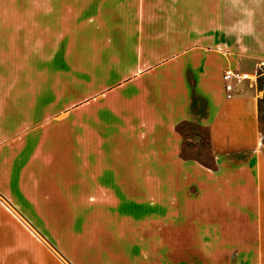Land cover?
Returning <instances> with one entry per match:
<instances>
[{
  "label": "crops",
  "instance_id": "crops-1",
  "mask_svg": "<svg viewBox=\"0 0 264 264\" xmlns=\"http://www.w3.org/2000/svg\"><path fill=\"white\" fill-rule=\"evenodd\" d=\"M235 31L220 0H0V264H264V46Z\"/></svg>",
  "mask_w": 264,
  "mask_h": 264
},
{
  "label": "rangeland",
  "instance_id": "rangeland-1",
  "mask_svg": "<svg viewBox=\"0 0 264 264\" xmlns=\"http://www.w3.org/2000/svg\"><path fill=\"white\" fill-rule=\"evenodd\" d=\"M220 14L225 17H230V20L233 19L236 31V37L242 38L241 31H249L252 33L257 32L258 39H261V43L264 46V0H220ZM237 25L240 26L237 28ZM221 28L226 27L220 25ZM230 27V26H228ZM244 29V30H243ZM258 86L264 88V63H262L258 68L257 74ZM262 94L261 102V116L264 120V90L260 91ZM264 126V125H263ZM184 131H188L186 135L194 134L199 132V128L190 125L184 124L180 127ZM207 159V154H204Z\"/></svg>",
  "mask_w": 264,
  "mask_h": 264
},
{
  "label": "built area",
  "instance_id": "built-area-1",
  "mask_svg": "<svg viewBox=\"0 0 264 264\" xmlns=\"http://www.w3.org/2000/svg\"><path fill=\"white\" fill-rule=\"evenodd\" d=\"M250 74L240 70L228 69L225 71L223 79L228 96L231 97L234 90L235 83H242L244 80L249 79Z\"/></svg>",
  "mask_w": 264,
  "mask_h": 264
},
{
  "label": "trees",
  "instance_id": "trees-1",
  "mask_svg": "<svg viewBox=\"0 0 264 264\" xmlns=\"http://www.w3.org/2000/svg\"><path fill=\"white\" fill-rule=\"evenodd\" d=\"M259 88H260V90H264V88L263 87H261V86H259ZM261 102H262V99H260V120H261V122H262V129H263V132H264V120H263V118H262V116H261Z\"/></svg>",
  "mask_w": 264,
  "mask_h": 264
}]
</instances>
